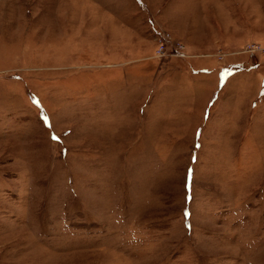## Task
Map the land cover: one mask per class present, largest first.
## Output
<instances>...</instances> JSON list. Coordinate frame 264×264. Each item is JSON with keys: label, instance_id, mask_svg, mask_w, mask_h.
<instances>
[{"label": "rangeland", "instance_id": "1", "mask_svg": "<svg viewBox=\"0 0 264 264\" xmlns=\"http://www.w3.org/2000/svg\"><path fill=\"white\" fill-rule=\"evenodd\" d=\"M0 264H264V0H0Z\"/></svg>", "mask_w": 264, "mask_h": 264}]
</instances>
